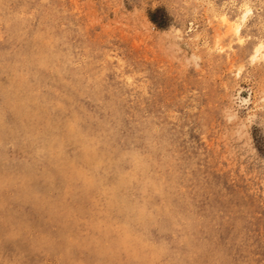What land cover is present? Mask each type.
I'll return each mask as SVG.
<instances>
[{
  "label": "rangeland",
  "instance_id": "1",
  "mask_svg": "<svg viewBox=\"0 0 264 264\" xmlns=\"http://www.w3.org/2000/svg\"><path fill=\"white\" fill-rule=\"evenodd\" d=\"M260 43L264 0H0V264H264Z\"/></svg>",
  "mask_w": 264,
  "mask_h": 264
},
{
  "label": "bare ground",
  "instance_id": "2",
  "mask_svg": "<svg viewBox=\"0 0 264 264\" xmlns=\"http://www.w3.org/2000/svg\"><path fill=\"white\" fill-rule=\"evenodd\" d=\"M247 14H248V11L245 12V14L243 16L244 19L246 18ZM224 21L227 22L228 21L227 18H224ZM233 30L236 34H240L241 33L240 25H238V24L235 25ZM254 51L255 52L253 55V59H258V58L264 56V52H263L264 51V44L263 43L258 44V47Z\"/></svg>",
  "mask_w": 264,
  "mask_h": 264
}]
</instances>
